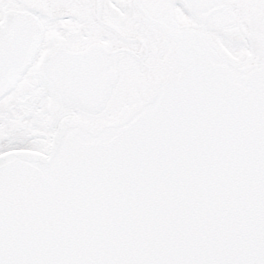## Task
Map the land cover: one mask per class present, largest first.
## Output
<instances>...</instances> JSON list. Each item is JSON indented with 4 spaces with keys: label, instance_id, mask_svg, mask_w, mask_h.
Segmentation results:
<instances>
[{
    "label": "snow or ice",
    "instance_id": "6c2138e0",
    "mask_svg": "<svg viewBox=\"0 0 264 264\" xmlns=\"http://www.w3.org/2000/svg\"><path fill=\"white\" fill-rule=\"evenodd\" d=\"M0 264H264V0H0Z\"/></svg>",
    "mask_w": 264,
    "mask_h": 264
}]
</instances>
